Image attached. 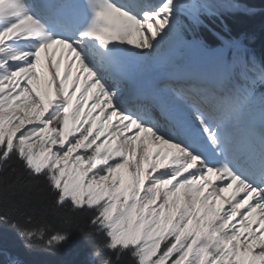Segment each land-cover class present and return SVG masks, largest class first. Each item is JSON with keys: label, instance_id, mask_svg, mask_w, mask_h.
<instances>
[{"label": "snow or ice", "instance_id": "obj_1", "mask_svg": "<svg viewBox=\"0 0 264 264\" xmlns=\"http://www.w3.org/2000/svg\"><path fill=\"white\" fill-rule=\"evenodd\" d=\"M217 7L0 0V228L28 249L79 232L90 264H264V65L223 71L238 42L196 31ZM182 47L220 71L138 86L134 64ZM39 213L60 226L31 227Z\"/></svg>", "mask_w": 264, "mask_h": 264}, {"label": "trees", "instance_id": "obj_2", "mask_svg": "<svg viewBox=\"0 0 264 264\" xmlns=\"http://www.w3.org/2000/svg\"><path fill=\"white\" fill-rule=\"evenodd\" d=\"M254 13L236 12L223 17H202L203 23L197 33L207 38V42L219 44V39L236 41L238 46L226 51L230 56L253 55L264 65V0H235ZM235 55V54H234ZM258 94H264V87H257ZM33 228L52 229L60 226L58 214L39 213L31 225ZM93 242L86 241L79 232L73 242L60 249L37 247L28 249L12 229L0 228V264L20 260L22 264H90Z\"/></svg>", "mask_w": 264, "mask_h": 264}, {"label": "bare ground", "instance_id": "obj_3", "mask_svg": "<svg viewBox=\"0 0 264 264\" xmlns=\"http://www.w3.org/2000/svg\"><path fill=\"white\" fill-rule=\"evenodd\" d=\"M65 56L67 55V50H63ZM174 54V53H173ZM172 54V55H173ZM60 51H56V57L57 59L60 58ZM171 55V56H172ZM171 56L163 63H145V64H134V79L136 81V83L141 82L144 84H153V83H157L160 82V84H163L166 80V78L169 77H175V76H180V77H188V75H190L191 73H197L199 75H210L211 72H208V70L206 71L205 69H213L216 66L218 67V63L219 61L217 60L216 63L211 64V62H214L213 58H210L209 60V64L208 61L205 60V62H203V58H205L202 54L200 53H196L193 57L200 61L203 62V64H205L204 66H202V63H198V62H194L195 64H197V67L199 69V72H178L177 74H174L175 72L171 71L170 69H167V64L170 65V62L172 60ZM192 57V58H193ZM191 58V60H192ZM44 60V54L42 53V61ZM193 61V60H192ZM46 63V61H44ZM208 64V65H207ZM149 65V67H147ZM167 65V66H166ZM206 66H211V68H208ZM174 74V75H173ZM41 91L45 90L47 88V78L43 75H41V79L40 81L37 83L36 85ZM232 191H234V189L230 190L226 195L230 196L232 194Z\"/></svg>", "mask_w": 264, "mask_h": 264}, {"label": "rangeland", "instance_id": "obj_4", "mask_svg": "<svg viewBox=\"0 0 264 264\" xmlns=\"http://www.w3.org/2000/svg\"><path fill=\"white\" fill-rule=\"evenodd\" d=\"M211 2L215 5H217L218 7L214 9V15H205L204 17H223V16H228L231 14H234L236 12H243V13H254V11L249 10L248 7L242 6L240 3L236 2L235 0H211ZM199 52L193 51L190 48L187 47H182V48H178L174 54L171 56L172 60L170 62V68L171 71L175 72L174 74H177L178 72L176 71H189L191 72H199V69L196 68L197 64H195L194 62H198V63H202V66H204L205 64H203V62L208 61L209 64V59L210 57L204 56L205 58H203V62H200L198 60H196L193 56ZM193 57V58H192ZM192 58V60H191ZM226 58V56H225ZM176 59V60H175ZM253 61L251 59H246L245 62H250ZM217 60L214 59V62H211V64L216 63ZM226 62V59H225ZM207 64V65H208ZM169 65V64H167ZM166 65V66H167ZM149 67V65L147 66ZM194 68V69H192ZM168 69V67H167ZM192 69V70H191ZM227 66H225L223 68L224 72H232V70H227ZM218 71H220V69L218 68L215 72L217 73ZM173 74V75H174ZM258 112V111H257Z\"/></svg>", "mask_w": 264, "mask_h": 264}]
</instances>
